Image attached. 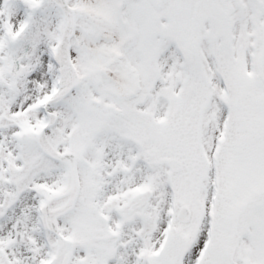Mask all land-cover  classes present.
I'll return each instance as SVG.
<instances>
[{"label":"snow or ice","instance_id":"6c2138e0","mask_svg":"<svg viewBox=\"0 0 264 264\" xmlns=\"http://www.w3.org/2000/svg\"><path fill=\"white\" fill-rule=\"evenodd\" d=\"M0 264H264V0H0Z\"/></svg>","mask_w":264,"mask_h":264}]
</instances>
